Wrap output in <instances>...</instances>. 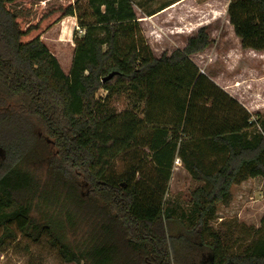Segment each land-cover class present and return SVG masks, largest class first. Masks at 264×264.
<instances>
[{
    "label": "trees",
    "instance_id": "16d2710c",
    "mask_svg": "<svg viewBox=\"0 0 264 264\" xmlns=\"http://www.w3.org/2000/svg\"><path fill=\"white\" fill-rule=\"evenodd\" d=\"M33 1L0 0V243L48 236L73 264H180L178 243L182 264H264V217L212 228L234 184L264 179V115L192 60L207 27L157 57L133 0H66L33 20L14 7ZM227 11L242 46L264 50V0ZM68 16L84 34L66 74L41 37ZM124 94L133 108L120 111ZM176 158L200 183L189 211L166 205Z\"/></svg>",
    "mask_w": 264,
    "mask_h": 264
},
{
    "label": "rangeland",
    "instance_id": "374dc122",
    "mask_svg": "<svg viewBox=\"0 0 264 264\" xmlns=\"http://www.w3.org/2000/svg\"><path fill=\"white\" fill-rule=\"evenodd\" d=\"M175 1L177 0H133L143 33L154 55L161 57L164 53L170 54L176 49H183L188 39L194 36L200 27L206 26L211 43L204 51L192 57L194 62L202 73L210 76L217 84L227 88L241 100L254 116L257 113L264 115V50L242 46L227 15L230 0H184L174 7H166L152 17L147 16L149 12L157 11ZM64 2L66 0H35L28 8L24 4L14 7L19 11L24 9L33 20L48 7ZM66 18L53 25L41 39L56 56L63 71L69 74L72 68L75 36H80L82 30L77 22L69 23L70 18L65 21ZM103 94L104 90L99 93ZM115 104L120 111L133 108V101L126 94L121 95ZM124 167V163L117 160L113 169L120 173ZM145 173L147 177L156 174L155 167L149 159ZM198 185L200 183L191 178L180 158H176L165 197L166 205L171 204L172 206H169L178 208L179 211H189L192 191ZM82 188L89 195V185ZM231 192L233 196L231 204L219 205V217L212 222V228L220 227L222 220L226 222V226L232 223V220H237L258 227L264 216V179L258 177L234 184ZM170 229L173 234H178L177 223H170ZM178 244L175 257L177 262L182 264L181 259H186L183 255L188 253L189 246L187 247L186 243ZM195 263L202 264L200 260ZM0 264L73 263H65L62 260L58 251L48 244V236H43L40 242L33 243L19 234L16 240L7 239L0 243Z\"/></svg>",
    "mask_w": 264,
    "mask_h": 264
},
{
    "label": "crops",
    "instance_id": "0c3cea01",
    "mask_svg": "<svg viewBox=\"0 0 264 264\" xmlns=\"http://www.w3.org/2000/svg\"><path fill=\"white\" fill-rule=\"evenodd\" d=\"M182 1H184V0H178V1H175L173 4H171L170 6H168V7H174V6H176L178 3H180V2H182ZM228 5H229V3H228ZM227 9H228V6H227ZM158 13V12H157ZM154 15H156V13L155 14H153V15H147L148 17H152V16H154ZM227 15H228V11H227ZM228 17H229V15H228ZM68 19L70 18V21H69V23H71L72 21L74 22V23H76L77 22V19H76V17H74V16H68L67 17ZM67 18L65 19V21L67 20ZM230 21V20H229ZM233 27V26H232ZM233 30H234V28H233ZM237 36V35H236ZM238 37V36H237ZM239 38V37H238ZM240 39V38H239ZM240 42H241V39H240ZM251 49V48H250ZM254 50V49H253ZM171 54V53H170ZM170 54H168V55H170ZM198 54V53H197ZM194 55H196V54H194ZM194 55H192L191 56V58L194 56ZM192 60H193V58H192ZM194 61V60H193ZM198 66V65H197ZM211 78V77H210ZM214 81V80H213ZM215 82V81H214ZM219 85V84H218ZM220 86V85H219ZM225 91H227L231 96H233L234 98H236V96L233 94V93H231L227 88H225V87H223V86H221ZM245 108H246V105L245 104H243V102L241 101V100H239L238 98H236ZM247 109V108H246ZM248 110V109H247ZM249 111V110H248ZM250 112V111H249ZM186 170V169H185ZM187 171V170H186ZM258 178V177H257ZM251 179H255V178H251ZM249 180V179H248ZM244 182H246V181H244ZM264 217V216H263ZM262 217V218H263ZM223 221V220H222ZM260 226V225H259ZM258 226V227H259Z\"/></svg>",
    "mask_w": 264,
    "mask_h": 264
},
{
    "label": "water",
    "instance_id": "95a60500",
    "mask_svg": "<svg viewBox=\"0 0 264 264\" xmlns=\"http://www.w3.org/2000/svg\"><path fill=\"white\" fill-rule=\"evenodd\" d=\"M112 76H113V74H110L107 78L104 79V81L107 79H110Z\"/></svg>",
    "mask_w": 264,
    "mask_h": 264
},
{
    "label": "built area",
    "instance_id": "2783aa9c",
    "mask_svg": "<svg viewBox=\"0 0 264 264\" xmlns=\"http://www.w3.org/2000/svg\"><path fill=\"white\" fill-rule=\"evenodd\" d=\"M81 33L84 34V31L82 30Z\"/></svg>",
    "mask_w": 264,
    "mask_h": 264
}]
</instances>
